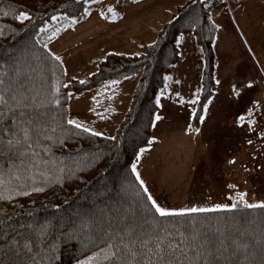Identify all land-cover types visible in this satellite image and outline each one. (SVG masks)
<instances>
[{"label": "trees", "instance_id": "obj_1", "mask_svg": "<svg viewBox=\"0 0 264 264\" xmlns=\"http://www.w3.org/2000/svg\"><path fill=\"white\" fill-rule=\"evenodd\" d=\"M216 1L186 0L152 43L140 45L138 54L107 53L95 72L84 77L85 83L68 84L63 61L53 60L55 54L43 44L49 46L61 29L71 28V18L82 17L87 4L83 0H0V64L7 70L17 61H28L30 83L51 101L43 109L45 119L57 129L38 167L25 171L19 161L14 166L7 150L0 159L6 184L0 198V264H88L99 251L90 233L99 217L127 207L134 199L146 200L131 170L140 149L151 142L159 110L156 97L165 94L167 77L182 60L181 40L186 36L202 55L201 104L212 96L213 40L218 28L211 5ZM20 12L31 19L20 23L16 20ZM59 15L68 20L50 25ZM41 27L49 31L39 34ZM124 83L132 86L131 93L122 94ZM91 90H96L88 111L92 128L111 124L112 133L92 136L67 123L70 95ZM236 201L241 202V197ZM224 217L235 218L254 241L248 264H264V210L241 207L194 218L217 222Z\"/></svg>", "mask_w": 264, "mask_h": 264}, {"label": "rangeland", "instance_id": "obj_2", "mask_svg": "<svg viewBox=\"0 0 264 264\" xmlns=\"http://www.w3.org/2000/svg\"><path fill=\"white\" fill-rule=\"evenodd\" d=\"M185 1L87 3L84 15L70 17L75 23L58 32L49 50L63 61L68 84L80 82L95 72L107 53L138 54L140 45L152 43ZM229 8L223 6L212 15L218 32L213 40L215 85L207 120L200 124L190 119L197 105L187 101L200 92L204 66L198 47L186 36L181 40L182 60L167 77L165 94L156 97L161 105L156 114L163 119L154 120L151 142L140 149L134 163L151 196L167 209L228 206L241 196L246 203H264V158L256 159L264 157V0H232ZM56 18L50 25L68 20L64 15ZM248 81L255 88L244 89L241 102L233 103L232 85ZM131 89L124 83L122 94ZM95 96L96 90L71 94L69 118L97 133H112L111 124L92 128L88 111ZM124 99L120 100L124 103ZM254 106L255 115L248 117L247 110ZM239 115L255 121L254 125L236 127ZM257 164L263 173H241Z\"/></svg>", "mask_w": 264, "mask_h": 264}, {"label": "snow or ice", "instance_id": "obj_3", "mask_svg": "<svg viewBox=\"0 0 264 264\" xmlns=\"http://www.w3.org/2000/svg\"><path fill=\"white\" fill-rule=\"evenodd\" d=\"M96 2L98 0H83L86 4ZM30 19L25 12L16 16L20 23ZM48 31L41 27L39 34ZM52 38V35L48 36L49 40ZM36 43L39 44L40 41L37 40ZM43 47L47 49V43ZM51 58L59 60L55 55ZM30 69L31 65L27 60L17 61L7 70L0 64V159L7 150L13 165L15 166V161H19L25 171L29 166L36 168L44 162L42 153H48L57 132L45 119L46 113L43 111L46 103L51 101L37 92L30 83L33 79ZM216 83L219 84V81ZM254 88L252 81L243 85H232V102H241L245 95L244 89ZM194 97L187 103L201 106L199 110L195 107L192 109L190 119L204 124L213 99H207L201 104L199 93H194ZM156 103L158 107L161 106L159 100ZM255 112V106L249 108L247 116L252 117ZM162 119L158 114L154 117L156 122ZM67 123L92 136L102 135L90 131L74 120H68ZM254 123L253 120H246L245 115H239L236 127L244 128L245 124L252 127ZM131 171L146 200L141 202L134 199L127 207H118L115 211L110 210L109 215L99 217L90 230L91 237L94 238L92 242L98 245L99 251L88 260V264H248L254 241L249 238L242 225L237 224L235 218L224 217L213 222L194 217L212 212L230 213L240 210L241 207L247 210H264V203H241V196V202L228 206L167 209L151 196L135 165ZM5 187L3 176L0 175V198Z\"/></svg>", "mask_w": 264, "mask_h": 264}, {"label": "built area", "instance_id": "obj_4", "mask_svg": "<svg viewBox=\"0 0 264 264\" xmlns=\"http://www.w3.org/2000/svg\"><path fill=\"white\" fill-rule=\"evenodd\" d=\"M229 4H230V0H217L211 5V8L213 10H220V8L223 6H226V8H229Z\"/></svg>", "mask_w": 264, "mask_h": 264}, {"label": "crops", "instance_id": "obj_5", "mask_svg": "<svg viewBox=\"0 0 264 264\" xmlns=\"http://www.w3.org/2000/svg\"><path fill=\"white\" fill-rule=\"evenodd\" d=\"M121 1V0H120ZM121 3V2H120ZM122 5H123V1H122ZM263 111H264V109H263ZM264 113V112H263ZM261 158H264V157H260V158H256V159H261ZM258 166H255V167H252V168H254V169H252V170H249V171H246V170H244V168L242 169L243 171L241 172V173H243L244 175H250V174H258L259 172L260 173H263L262 171H261V168L259 167V164H257ZM248 169H250V168H248ZM242 175V174H241ZM246 201V200H245Z\"/></svg>", "mask_w": 264, "mask_h": 264}]
</instances>
